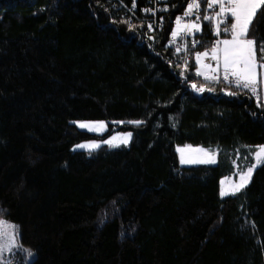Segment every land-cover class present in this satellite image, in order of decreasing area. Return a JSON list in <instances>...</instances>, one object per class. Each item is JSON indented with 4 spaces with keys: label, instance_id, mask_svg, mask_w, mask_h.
<instances>
[{
    "label": "trees",
    "instance_id": "trees-1",
    "mask_svg": "<svg viewBox=\"0 0 264 264\" xmlns=\"http://www.w3.org/2000/svg\"><path fill=\"white\" fill-rule=\"evenodd\" d=\"M133 1L144 16L146 0ZM186 2L167 0L147 32L108 0H0V216L17 231L15 264H264V165L235 195L218 193L233 153L248 164L264 144V104L172 62ZM261 13L248 34L258 64ZM199 37V49L212 41L206 22ZM112 125L127 145L72 149ZM184 144L215 147L216 163L178 165Z\"/></svg>",
    "mask_w": 264,
    "mask_h": 264
},
{
    "label": "snow or ice",
    "instance_id": "snow-or-ice-1",
    "mask_svg": "<svg viewBox=\"0 0 264 264\" xmlns=\"http://www.w3.org/2000/svg\"><path fill=\"white\" fill-rule=\"evenodd\" d=\"M207 8H213L219 6V11L215 13L214 17L205 15L204 20L215 19V30L217 35L221 31V23H224L229 17L234 21L231 23L230 27H225V32L231 33V39L217 40L215 45L211 48V58L217 62L219 67L220 61H223L224 75L223 79L225 81L229 80V75L235 77L234 83L236 86H242L245 89H250L253 94L256 93L257 80V68H264V64H258L256 60V48L257 41L255 38H248L250 31V26L252 25L253 19L257 12L264 5V0H204ZM134 6V4H133ZM200 7V0H192L191 3L187 5V9L184 16H191L197 13ZM264 16V13H261ZM200 19L199 15H196V21ZM182 17H177V29L172 32V36L175 38L181 33L192 35L194 32H199L201 30L200 23L193 21L192 23L181 24ZM151 27V26H149ZM254 35V30H253ZM197 41H193V46ZM221 45L223 47H221ZM181 49L177 48L176 51L179 52ZM260 52L264 54V42L260 44ZM209 55L208 51L202 53H196L197 63H200L201 57H206ZM264 59V55H262ZM205 68L212 69L211 65H203ZM216 72V69H212ZM197 75H204L206 80H218L217 75L208 76L201 70L197 69ZM199 92H203L205 89L203 86L197 88L194 84L192 85ZM210 90V89H209ZM234 94V93H230ZM78 123L81 129H87L89 131H102L106 127L104 122L97 123H85V122H74ZM129 123L142 124L143 121H129ZM117 138L113 137L112 140L104 141V143L109 144L113 147H118L119 144L113 143ZM131 139V133H128L120 138V144L127 145ZM100 145L97 143L91 144H81L77 145L76 148H87L93 150L99 148ZM182 153L181 162L182 163H205L213 164L216 163L214 154H210L202 149H194L192 151L203 152L204 159H185L183 156L184 149H179ZM255 162L249 166L246 171H241L238 173L239 182L234 184L232 188L228 191H221L220 195L231 196L235 195L237 192L244 189L252 179L253 172L257 167L264 165V146H260L254 153Z\"/></svg>",
    "mask_w": 264,
    "mask_h": 264
},
{
    "label": "rangeland",
    "instance_id": "rangeland-1",
    "mask_svg": "<svg viewBox=\"0 0 264 264\" xmlns=\"http://www.w3.org/2000/svg\"><path fill=\"white\" fill-rule=\"evenodd\" d=\"M177 29V25L175 24L173 26V30L175 31ZM224 39H231V35H229V37H225L222 38L220 40H224ZM221 47H223L221 45ZM209 56L211 57V53L209 54ZM204 65H210V64H204ZM197 67L194 70L195 75H197V69L199 68L201 70V72L205 73L206 75L210 76L211 73H213L212 69H216L220 68L222 71H224L223 69V61L221 59L219 67L217 66V63H215L212 66V69L209 68H205L203 67V65H200L199 63H197L196 65ZM224 74V72H222ZM200 75H198L199 77ZM204 76V75H202ZM201 77V76H200ZM206 80V79H204ZM257 80L259 82V88L258 85H256L257 91L255 94H253L251 92L250 89H247L250 94L253 96V98L256 100L258 98H261V101L264 104V68L258 67L257 68ZM204 85H200L198 86L201 87ZM236 86V85H235ZM242 87V86H239ZM243 88V87H242ZM102 120H79V121H74V122H85V123H97V122H101ZM73 124L81 129L78 126V123H74ZM105 123L106 127L104 128V130L102 131H89L87 129H82L84 131H87L89 133H94V134H102L103 132H105L107 130V123L105 121H102ZM114 127V128H113ZM129 132H119V131H115V126L112 125L109 133L102 139H93V140H84V141H80L76 144H74L72 146V149L74 150H89L87 148H76L77 145H81V144H91V143H97L99 145H105L107 147H113L110 146L109 144L104 143V141H108V140H112L113 137H116L117 139L115 141H113V143L115 144H119V145H124V144H120V138L123 137L124 135L128 134ZM260 146H264V144H259L253 147V151L249 152V157H251L250 162L247 164V154L246 152L243 151V154H239V153H233L232 155V173L230 175L227 176H223L218 180V193L220 195L221 191H228L232 188V186L236 183L239 182V175L238 173H240L241 171H246V169L251 166L254 162H255V158H254V153L255 151L260 147ZM179 149H184L183 152V156L185 159H193V160H198V159H204V155L203 152H197V151H192L194 149H202L210 154H214V158L216 160V148L213 146H201V145H188V144H184V145H176L174 147V150L176 152V157H177V162L178 165L180 166H189V165H195V164H205V163H182L181 162V156L182 153L179 151ZM214 164V163H213ZM221 196V195H220ZM19 245H18V240H17V231L15 228V225L13 222L4 219L2 216H0V264H15L14 262V254L15 251L18 249Z\"/></svg>",
    "mask_w": 264,
    "mask_h": 264
},
{
    "label": "built area",
    "instance_id": "built-area-1",
    "mask_svg": "<svg viewBox=\"0 0 264 264\" xmlns=\"http://www.w3.org/2000/svg\"><path fill=\"white\" fill-rule=\"evenodd\" d=\"M110 2V6L113 8H123L126 12V20L131 21L133 19L141 20L143 23L145 29L147 32H151L155 29H158L163 22V13L167 9V0H146L144 4L139 8V12L143 14L144 16L137 17L135 12V3L133 0H131L128 4L124 2V0H108ZM192 0H187L185 5L183 6L182 10L180 13L176 14L173 19H172V29L169 33L168 36V42L170 48L174 51V53L177 55V58L172 61L173 63L178 62L182 67L187 69V64L190 60L193 61L195 64V67L197 65V60H196V53H202L205 51H208L209 54L211 53V48L215 45L217 40H220L222 37L226 35H230V32H225L224 28L225 27H230L231 23L234 21L229 17L224 23H221V31L219 35H217L216 30H215V23L216 20H204L203 17L205 15L214 17L215 13L219 11V6H215L213 8H207L206 3L204 0H200V7L197 13H194L191 16H184V13L187 9V5L191 3ZM134 4V6H133ZM199 15L200 19L196 21V15ZM177 17H182L181 24L184 23H192L193 21H196L197 23L206 22L207 23V31L209 32L212 41L211 43L206 46L203 49H199L202 46V39L199 37V32H194L192 35L184 34L181 33L180 35L176 36L175 38L172 36V30L173 26L176 23ZM151 26V27H149ZM193 41H197L195 46H193ZM177 48H180L181 50L179 52L176 51ZM214 64V60L208 55L206 57H201L200 65L204 64ZM212 75H217L219 78L218 80H209L212 82H222L227 85H236L234 83L235 77H232L229 75V80L225 81L223 79V73L219 70L216 72L212 73ZM198 76V75H197ZM200 77V76H199ZM200 78L205 79L204 76H201ZM191 84H194L193 81H191Z\"/></svg>",
    "mask_w": 264,
    "mask_h": 264
},
{
    "label": "crops",
    "instance_id": "crops-1",
    "mask_svg": "<svg viewBox=\"0 0 264 264\" xmlns=\"http://www.w3.org/2000/svg\"><path fill=\"white\" fill-rule=\"evenodd\" d=\"M230 35H231V34H230ZM227 36L229 37V35H227ZM222 38H225V37H222ZM222 38H221V39H222ZM215 63H217V62L214 61V64H215ZM214 64H212V65H214ZM196 67H197V66H196ZM196 67H195V68H196ZM217 70H219V71H221V72H224V71H222L220 68H217ZM217 70H216V71H217ZM213 73H214V72H213ZM211 74H212V73H211ZM211 74H210V75H211ZM200 76H202V75H200Z\"/></svg>",
    "mask_w": 264,
    "mask_h": 264
},
{
    "label": "water",
    "instance_id": "water-1",
    "mask_svg": "<svg viewBox=\"0 0 264 264\" xmlns=\"http://www.w3.org/2000/svg\"><path fill=\"white\" fill-rule=\"evenodd\" d=\"M114 128V127H113Z\"/></svg>",
    "mask_w": 264,
    "mask_h": 264
}]
</instances>
